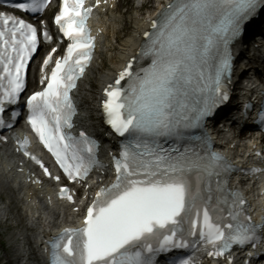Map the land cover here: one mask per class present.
I'll list each match as a JSON object with an SVG mask.
<instances>
[{
  "label": "snow or ice",
  "instance_id": "obj_1",
  "mask_svg": "<svg viewBox=\"0 0 264 264\" xmlns=\"http://www.w3.org/2000/svg\"><path fill=\"white\" fill-rule=\"evenodd\" d=\"M48 2L24 0L14 7L35 13ZM261 6L264 0H175L159 22H152L154 32L145 33L148 43L141 51L151 58L149 67L133 72L129 62L105 89L107 123L119 136L131 138L122 145L120 158H114L115 182L95 194L82 228L66 229L52 243L51 264H154L155 252L188 246L185 223L188 236H198L215 249L209 255H222L233 244L255 239L256 229L264 225L244 222L250 218L244 216L240 193H232L229 217L234 223L210 214L211 196L205 197L201 184L229 170L224 157L188 148L164 149L157 138H180L184 130L202 127L228 100L223 81L231 70L229 45ZM91 11L84 0H62L55 21L70 43L50 77L42 78L47 86L27 101L29 123L69 180L85 179L98 164L96 142L83 132L75 137L66 131L73 127L75 115L69 93L94 47L87 28ZM44 38L50 39L46 31ZM38 43L35 26L0 13V114L23 91L25 70ZM50 59L51 53L45 66ZM126 78L125 88L121 81ZM28 143L25 139L21 145L25 155ZM61 194L67 195V189Z\"/></svg>",
  "mask_w": 264,
  "mask_h": 264
},
{
  "label": "bare ground",
  "instance_id": "obj_2",
  "mask_svg": "<svg viewBox=\"0 0 264 264\" xmlns=\"http://www.w3.org/2000/svg\"><path fill=\"white\" fill-rule=\"evenodd\" d=\"M149 2H151V0ZM140 9L141 6L137 5L135 9L136 12L132 16L133 22L130 30L121 39H119V26L122 25V14L118 13L117 11L107 12L109 22L106 32L104 33L105 35L102 46L98 50L95 62L92 64L85 81H83L78 90V99L85 104L86 109H90L93 106L94 99H92V88L98 84L101 85L105 80H107L111 70L117 68L125 58L134 52L136 44L139 41L141 30L147 25L145 19L148 15H150L149 12L152 11H148L147 13L141 15L138 13ZM99 14H101V12ZM111 57H113V59L115 58V61L109 63L108 61ZM93 83L95 85H93ZM82 122L88 126L92 123H95L96 119L94 117L85 116ZM0 156H3V159L7 160H17L12 153L8 154L6 151L2 152ZM6 173L7 169L3 164L0 163V178L4 179L6 176L3 175H6ZM8 182L13 184L11 181ZM0 185V223L6 224L9 222L8 224L14 228L13 232L8 234L9 237L7 249H4L0 240V251H3V253L0 255V262L3 264H24L25 262L31 261L33 264H39L36 262L39 248L33 250L34 247H31L30 250V247L25 240L26 237L23 239L20 238V236L25 235V233L16 230L18 229V224L23 225L21 220H19L18 224L17 220L12 222L16 216L12 210V205H10L12 202H6V200L11 199V195L14 191L7 186V182H2V179H0ZM1 196L4 197V199L1 198ZM56 212L58 213L55 214ZM62 213H65V216L69 218L68 212L62 211ZM60 217V210L49 211L39 221V223L42 225L41 229L46 233L48 228L53 227L58 222ZM28 250H30V253H28Z\"/></svg>",
  "mask_w": 264,
  "mask_h": 264
},
{
  "label": "rangeland",
  "instance_id": "obj_3",
  "mask_svg": "<svg viewBox=\"0 0 264 264\" xmlns=\"http://www.w3.org/2000/svg\"><path fill=\"white\" fill-rule=\"evenodd\" d=\"M151 4L147 5L145 8L141 9L138 13L139 14H144L145 11L150 7ZM121 12L124 13V19H125V28L123 29L122 32H119V39H121L122 37H124V35H126L128 33V31L130 30V27L132 25V16L135 14V7L132 4H124L121 7ZM121 14V13H120ZM115 58L113 59V57H111L109 59V63L114 62ZM12 232V229L8 226H4V225H0V240L3 244V247L7 248V236L8 234ZM0 264H2L0 262Z\"/></svg>",
  "mask_w": 264,
  "mask_h": 264
}]
</instances>
